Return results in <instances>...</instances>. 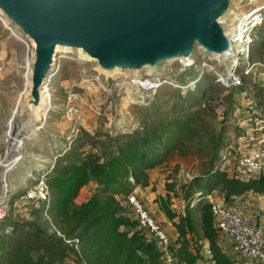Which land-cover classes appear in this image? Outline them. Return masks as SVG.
<instances>
[{"label":"rangeland","instance_id":"obj_1","mask_svg":"<svg viewBox=\"0 0 264 264\" xmlns=\"http://www.w3.org/2000/svg\"><path fill=\"white\" fill-rule=\"evenodd\" d=\"M232 11L226 19L228 28L238 26V21L246 25V21L257 15L254 20L258 18L259 23L247 34L255 42L242 44L246 50L240 52L239 49L223 67L203 60L199 54L192 66L182 67L178 62L165 66L160 80L184 86L203 77L196 86L192 84L185 91L171 85L145 91L149 84L156 87L159 76L156 80L147 75L138 78L121 74L108 78L93 71L91 63L80 61L76 54L58 53L55 57L58 71L48 83L51 104L45 103V109L36 120L41 126L34 135L19 137V124L27 120L23 101L29 90L31 47L0 16V260L6 253L16 255L21 243L31 247L30 258L35 260L42 254L38 249L41 238L63 239L60 245L56 244L62 250V257L55 264H78L77 259L84 250L93 254L91 244L84 243L82 249L80 246L73 248L76 253L71 256L69 246L74 240L63 236L69 229L58 215L62 206L58 199L62 194L56 191L53 180L63 177L64 168L71 166L77 157L92 154L94 159H103L110 149L123 147L129 136H140L154 128L166 130L169 122L176 143L163 148L167 151L163 162L147 170L145 184L137 186L131 194L169 236H173V246L177 243L175 233L179 235L180 232L175 226L167 227L165 222L156 220L155 215H164L163 207L179 213L175 214V224L184 226L180 241L195 254L196 264H213L212 250L200 225L201 210L212 199L203 198L204 189L198 194L192 190V185L216 165L223 151L225 160L218 170L233 178L237 156L227 147L236 141L237 135L245 134L247 128L254 125L249 119L264 121V0H236ZM261 20L262 25L257 27ZM203 62L214 71L208 67L200 69ZM233 64L236 70L229 78L228 69ZM133 78L152 81L143 85L145 89H140L129 84ZM231 80H237L243 90L226 89L234 87L224 85ZM71 94L78 95L74 106L66 103ZM43 113L44 121L40 120ZM191 117L200 122L195 128L184 123L178 129L173 123L175 119ZM14 140L21 146L12 152L10 147ZM216 147L217 152L214 151ZM261 176L264 177V173ZM41 189L46 194L42 202L37 195ZM96 195L103 198L99 185L91 181L76 191L71 202L79 206ZM239 196L241 198L229 201L241 211H253L247 214L259 225L264 216V191L257 194L255 190H248ZM116 200L121 209L117 216L134 225L137 219L128 199L118 196ZM260 226L264 228V224ZM125 230L129 236L138 232L146 243L154 242L136 225L119 229ZM214 230L218 250L230 255L225 246L226 238L216 228ZM35 237L38 241H33ZM173 250L174 247L175 256ZM233 260L237 264H262L243 261L236 256Z\"/></svg>","mask_w":264,"mask_h":264},{"label":"water","instance_id":"obj_2","mask_svg":"<svg viewBox=\"0 0 264 264\" xmlns=\"http://www.w3.org/2000/svg\"><path fill=\"white\" fill-rule=\"evenodd\" d=\"M234 1L0 0V16L31 47L26 122L40 109L46 78L62 52L57 46L80 50L99 74L98 69L142 71L174 62L189 67L198 53L223 67L235 57L229 50L235 40L223 25Z\"/></svg>","mask_w":264,"mask_h":264},{"label":"trees","instance_id":"obj_3","mask_svg":"<svg viewBox=\"0 0 264 264\" xmlns=\"http://www.w3.org/2000/svg\"><path fill=\"white\" fill-rule=\"evenodd\" d=\"M260 25H262V20L257 27ZM253 41L252 43L255 42ZM225 88L243 90V86L240 85ZM173 123L177 124V127L186 123L187 126L195 128L200 122L191 117L187 120L175 119ZM170 124L167 122L166 127L168 128L166 130L161 128L162 130L159 131V129L154 128L140 136L136 134L129 136L123 147L110 149L103 159H94L92 154L77 157L71 166L64 168L61 174L63 177L53 180L56 191L59 192L58 194H62V198L58 199L62 203L58 215L65 221V228L69 229L64 232L63 236L66 239L73 238L74 240L73 245L69 246L71 256L72 253H76L73 248L81 247L84 243L91 244L93 248V254L87 253L85 250L82 251V256L79 257V260L77 259L78 264H163L161 262L162 254L153 241V243H146L138 232L129 236L128 231H119L120 227L130 229L135 225L137 226V222L133 225L120 215L117 216L121 209L116 197L128 198L137 186L145 184L146 171L163 162L167 153L163 148L176 143L175 136L169 130ZM217 150V147L214 148L215 152ZM222 161V157L218 158L216 165L211 167L210 171L205 172L199 179L198 176H195L197 179L192 185V190L202 194L200 191L204 189L203 198H207L211 191L220 189L225 193L226 203H231L229 201L231 196H239L248 190H255L257 193L264 191V177L260 176L257 179L246 181L227 177L226 172L218 170L223 163ZM91 181L99 185V193L103 198L96 195L86 203L79 206L73 205L71 200L76 191ZM210 206V203H207L201 210L200 225L204 238L212 250L213 264H237L233 260L235 255L231 250L230 255L218 250L219 248L215 243V227ZM162 212L168 219L176 217L173 210L168 207H163ZM189 212L187 210V214ZM174 226L182 234L184 226L178 224H174ZM189 227L192 225L189 224ZM180 233L177 240L178 248L174 247L176 244L172 245L177 264H196L195 254L186 248L183 241H180L182 239ZM36 234L39 236L38 232ZM36 237L33 241H38ZM39 241L38 249L42 250V254L35 260L30 258L31 247L21 243L17 248L16 255L11 254V256L6 253L0 260V264L59 263L62 250H59L56 244L60 245L63 239L41 238Z\"/></svg>","mask_w":264,"mask_h":264},{"label":"built area","instance_id":"obj_4","mask_svg":"<svg viewBox=\"0 0 264 264\" xmlns=\"http://www.w3.org/2000/svg\"><path fill=\"white\" fill-rule=\"evenodd\" d=\"M248 37L246 33V38ZM207 67L213 70L206 62L202 63L200 69ZM235 70L236 64L231 65L228 69L229 78ZM217 74L221 78V75ZM147 81L144 80V82ZM164 81L161 80V82ZM224 85L238 86L240 84L237 80H231ZM77 99L78 95L71 94L66 103L74 106ZM249 122L254 125L247 128L245 134H240L236 137V141L227 147L237 156L233 166V178L240 181L257 179L264 173V121L249 119ZM224 154L225 151L222 152V156ZM222 159L225 160V155ZM37 195L41 202L46 200V194L42 189ZM127 199L136 215L137 229L146 231L152 238L165 264H175L176 259L172 252V241L169 234L151 217L134 194H130ZM210 205L214 227L230 241L232 253L240 260L264 264V228L255 225L250 216L243 213L234 202H210Z\"/></svg>","mask_w":264,"mask_h":264},{"label":"bare ground","instance_id":"obj_5","mask_svg":"<svg viewBox=\"0 0 264 264\" xmlns=\"http://www.w3.org/2000/svg\"><path fill=\"white\" fill-rule=\"evenodd\" d=\"M231 12L232 13H230V15L233 14V11H231ZM227 15H228V13H227ZM227 15H226V17L230 16V15H228V16ZM255 17H257V15H255L254 17H252L253 20H249L250 22L249 21L248 22L246 21V25L244 23L242 24L241 21H238V23H237L238 26H234V27H231V28H228L227 20L223 22L224 30H225L226 35L228 37H233V39L235 40L229 46V50H230L231 53H233V54L236 55V54H238V50L239 49H240V52L245 51L246 48H243L242 47V44H244V43L246 44V43H250V42L252 43V41L249 39V37L246 38V33L247 34H250L252 32V29L259 23V20H257L258 18L256 20H254ZM17 33L20 35V33L18 31H17ZM21 38H22V36H21ZM57 51H62L63 53H73V54H76L75 56H77L80 59V61H83V62L91 60L85 54H83L80 50H76L75 51V50H70L68 48H62V47L57 46L56 47V52ZM198 52H199V50H197L196 53H198ZM195 60H196V56H193V57L189 58L187 61L189 63H192ZM31 63H32V60H30V66H31ZM52 68H53V71H52L53 73H51L50 76H48L46 78L47 79V82H50L51 78L56 74V71H58V69H57V63L56 62L54 63V65H53ZM98 70L100 71L101 74L107 76L108 78L109 77H117L118 75H121V73L124 74V75H126V76H129V77L132 76V77H138V78H140L143 75L156 77V76L161 75V71L163 70V65H160L156 69L143 68L142 71H136V70H123V71H121L119 69H113V70L107 72V71H104V70H101V69H98ZM30 74H31V72H30ZM30 74H29V78H28L29 90H28V92H27V94L25 96V99H24L23 103H25L26 100L29 98V91H30V87H31ZM199 78H201V77L199 76ZM199 78L198 79H195L194 81L188 82L184 86L178 85L176 83L174 84V83H171V82H167V81L161 82L160 78L158 80L159 82L156 84V87H154V85H150L149 84V86L147 87L149 89H145L146 87H144L143 85L144 84L145 85H148V83H149L148 81H152V80H148L147 82L144 83L140 79L139 80H134V78H133L129 82V84H132V86H134V87H139L140 89L141 88L142 89H145V91H150V90H154V89L159 88L160 85H161V83H163L162 85H171V86H173V87H175L177 89H181V90L185 91L186 88L189 89V87H192V84H195V83L197 84L198 81H199ZM196 84H195V86H196ZM48 93H49V88H48V84H47L44 87V91H42V93H41V102H40V105H39V108L40 109L37 110L36 116H35L34 120H31V121H28V122L19 124L20 131H19L18 137L21 136L22 134H25L26 136L34 135L35 131L38 130L39 126H41V124L36 123V120L40 116L39 113H41V111H43L45 109V103L47 104V106H50V104H51ZM44 115H45V113H43V118L40 117V120H43V121L45 120ZM28 129L30 130V133H25V131L28 130ZM14 142H15V140L12 142L11 147H10L12 152L21 146V145L15 144Z\"/></svg>","mask_w":264,"mask_h":264},{"label":"crops","instance_id":"obj_6","mask_svg":"<svg viewBox=\"0 0 264 264\" xmlns=\"http://www.w3.org/2000/svg\"><path fill=\"white\" fill-rule=\"evenodd\" d=\"M237 136H239V135H237ZM216 193H218L220 196H216L217 194ZM256 194V193H255ZM258 194V193H257ZM162 197V196H161ZM208 197L209 198H211L212 199V201L211 202H218V203H226V200H225V193L223 192V191H221L220 189H215V190H213V191H211L209 194H208ZM155 198V197H154ZM239 198H241V196H231L230 198H229V200H237V199H239ZM156 199V198H155ZM230 202H232V201H230ZM209 203H210V201H209ZM159 207V206H158ZM157 211H159V209L157 210ZM161 212V211H160ZM159 212V213H160ZM243 213H245V214H247V213H252L253 211H242ZM173 213L174 214H177V215H179V213H175L174 211H173ZM162 215V216H161ZM161 215H158V214H156L155 215V219L157 220L158 219V221L159 222H161V223H166L165 225L168 227V226H170V227H172V226H174V224H175V220H176V218L177 217H175V218H173V219H168L166 216H164L163 214H161ZM248 215V214H247ZM262 222H260L259 223V225H257V226H260V225H263L264 224V216L262 217ZM170 238H171V241H173L174 240V238H173V236H170ZM179 239V235L177 234V233H175V240L177 241ZM206 240V239H205ZM178 244L176 243V246H174L175 248H178ZM225 246H226V248H228L229 250H231V244H230V241L229 240H227V238H226V242H225ZM191 251V250H190ZM192 252V251H191ZM176 259V258H175ZM175 263H177V260H176V262Z\"/></svg>","mask_w":264,"mask_h":264}]
</instances>
